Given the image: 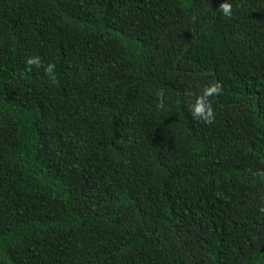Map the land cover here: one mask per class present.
I'll use <instances>...</instances> for the list:
<instances>
[{"label": "trees", "instance_id": "16d2710c", "mask_svg": "<svg viewBox=\"0 0 264 264\" xmlns=\"http://www.w3.org/2000/svg\"><path fill=\"white\" fill-rule=\"evenodd\" d=\"M0 264H264V0H0Z\"/></svg>", "mask_w": 264, "mask_h": 264}, {"label": "clouds", "instance_id": "9594fccd", "mask_svg": "<svg viewBox=\"0 0 264 264\" xmlns=\"http://www.w3.org/2000/svg\"><path fill=\"white\" fill-rule=\"evenodd\" d=\"M220 9L225 15L231 14V4L227 2H223L220 5ZM28 63H38L37 58H30ZM218 91L216 86H211L203 89V95L197 100V103L194 105L192 112L195 117H203L205 120L210 121L212 118L211 108L210 106H206L204 103V98L212 95L213 92ZM158 95H161L158 93Z\"/></svg>", "mask_w": 264, "mask_h": 264}, {"label": "water", "instance_id": "95a60500", "mask_svg": "<svg viewBox=\"0 0 264 264\" xmlns=\"http://www.w3.org/2000/svg\"><path fill=\"white\" fill-rule=\"evenodd\" d=\"M260 107L258 106V111H259ZM258 118H259V113H257L256 115V121H258Z\"/></svg>", "mask_w": 264, "mask_h": 264}]
</instances>
